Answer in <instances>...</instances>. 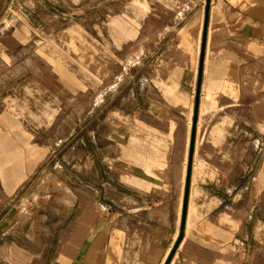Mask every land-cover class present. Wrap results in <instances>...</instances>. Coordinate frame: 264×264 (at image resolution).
<instances>
[{
	"label": "crops",
	"instance_id": "1",
	"mask_svg": "<svg viewBox=\"0 0 264 264\" xmlns=\"http://www.w3.org/2000/svg\"><path fill=\"white\" fill-rule=\"evenodd\" d=\"M182 2L186 10L177 20L156 19L150 30L145 23V37L155 39L140 52L146 73L123 97L118 128L109 129L105 203L97 195L91 222L74 227L71 264H164L178 236L205 0ZM259 150L264 0H211L185 232L169 264H213L242 235L240 216L245 211L252 219L258 198L251 194L249 206L242 184L257 182ZM67 219L44 212L41 221L28 222L29 242H13L17 249L10 260L0 256V264H36L33 252L21 248L51 247ZM218 222L234 224V232ZM67 255L62 247L59 259Z\"/></svg>",
	"mask_w": 264,
	"mask_h": 264
},
{
	"label": "rangeland",
	"instance_id": "2",
	"mask_svg": "<svg viewBox=\"0 0 264 264\" xmlns=\"http://www.w3.org/2000/svg\"><path fill=\"white\" fill-rule=\"evenodd\" d=\"M184 10L182 0H0L1 257L10 260L13 242H29L27 223L45 212L66 216L67 229L55 232L49 248L21 249L31 250L36 264L72 263L74 227L91 222L97 195L105 203L109 129L118 128L123 97L146 73L140 52L155 39L145 37V23L150 30L156 19L172 22ZM259 151L257 182L242 184L249 206L250 195L258 197L252 219L244 211L237 245L229 240L213 264H264ZM218 224L234 232V224ZM62 247L68 255L59 259Z\"/></svg>",
	"mask_w": 264,
	"mask_h": 264
},
{
	"label": "water",
	"instance_id": "3",
	"mask_svg": "<svg viewBox=\"0 0 264 264\" xmlns=\"http://www.w3.org/2000/svg\"><path fill=\"white\" fill-rule=\"evenodd\" d=\"M210 2L211 0H205L203 25H202V33H201V40H200V50H199V58H198L197 78H196L195 94H194V105H193L191 128H190V139H189V146H188L186 176H185V181H184V193H183V200H182V207H181V214H180L179 232H178V236L176 237L169 251V254L164 264H169L170 261L172 260L174 254L176 253L184 237V232H185L187 203H188V194H189V187H190V176H191V170H192V160H193V155H194L195 138H196V124L198 121L201 84H202V77H203V71H204V53H205L206 35H207L208 23H209Z\"/></svg>",
	"mask_w": 264,
	"mask_h": 264
}]
</instances>
